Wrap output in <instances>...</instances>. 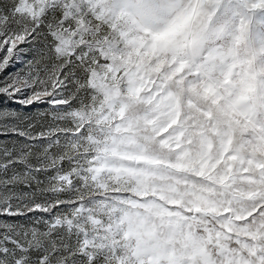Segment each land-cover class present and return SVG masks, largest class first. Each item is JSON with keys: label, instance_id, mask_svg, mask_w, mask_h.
<instances>
[{"label": "rangeland", "instance_id": "obj_1", "mask_svg": "<svg viewBox=\"0 0 264 264\" xmlns=\"http://www.w3.org/2000/svg\"><path fill=\"white\" fill-rule=\"evenodd\" d=\"M0 264H264V0H0Z\"/></svg>", "mask_w": 264, "mask_h": 264}, {"label": "water", "instance_id": "obj_2", "mask_svg": "<svg viewBox=\"0 0 264 264\" xmlns=\"http://www.w3.org/2000/svg\"><path fill=\"white\" fill-rule=\"evenodd\" d=\"M200 212H201L200 209H195V210H194V213H195V214H198V213H200Z\"/></svg>", "mask_w": 264, "mask_h": 264}]
</instances>
